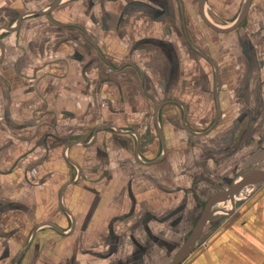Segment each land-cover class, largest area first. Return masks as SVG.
I'll use <instances>...</instances> for the list:
<instances>
[{"label":"crops","instance_id":"crops-1","mask_svg":"<svg viewBox=\"0 0 264 264\" xmlns=\"http://www.w3.org/2000/svg\"><path fill=\"white\" fill-rule=\"evenodd\" d=\"M206 1L203 12L212 23ZM67 2L0 0L5 18L18 14L11 26H0L8 34L0 39V61L3 44L13 45L17 58L0 87V264H127L137 253L133 238L156 237L163 228L170 233L166 215L178 224L172 263L209 198L234 181L200 197L201 186L187 181L198 171L184 165L196 163L201 152L171 149L183 135L180 126L195 138L207 136L218 121L209 116L214 103L216 113L229 104L198 35L201 0L197 6L192 0ZM253 56L234 53V60L264 62ZM208 63L216 70L212 90ZM245 100L238 98L239 110ZM199 113L201 123L212 120L200 133ZM151 122L156 134L144 146ZM122 124L144 128L123 130ZM118 136L133 142L131 151L114 144ZM113 153L125 160L113 157L112 165ZM257 182L250 178L210 208L181 264H264V182ZM248 186L253 192L240 199ZM224 202L232 209L216 211ZM56 232L62 238L54 243ZM35 238L43 245L33 248ZM144 246L142 256L151 249ZM38 252L47 255L44 262L32 257Z\"/></svg>","mask_w":264,"mask_h":264},{"label":"rangeland","instance_id":"rangeland-1","mask_svg":"<svg viewBox=\"0 0 264 264\" xmlns=\"http://www.w3.org/2000/svg\"><path fill=\"white\" fill-rule=\"evenodd\" d=\"M67 1V3H73V1L76 2L77 0ZM88 1L90 5H94L92 0ZM192 1L195 6H197L200 0ZM244 1L245 0H207L205 6L206 14L209 20L216 26L220 28H229L241 13ZM161 4L163 3L161 2ZM17 16L18 14H7L5 18V14H0V26H11L15 20H17ZM2 20H5L6 23L4 24ZM196 22L202 27L199 26L198 35L200 40L204 43L203 48L205 50L207 49L209 54H211V57L215 59L214 61L219 69L217 91L220 97H223V95L226 94L230 99L228 106H224V108L221 107V110L218 113H216L214 103L209 112V116H211L212 119L217 117L218 121L214 129L207 136L195 138L186 133L184 128L180 126V132L183 135L180 140L177 141V145H172L171 149H180L189 154L190 149L196 148L198 152H201L196 163L192 162L188 165L185 164L184 167L193 166L192 171L197 169L198 174L193 175V173H188L187 181H193L195 188L198 185L201 186L197 192L200 194V197L206 195V198H208L214 191L229 188L231 182L245 170L253 169L264 172V62H255L254 60H251V63H238L234 60V53L237 56H241L242 53H247L252 57H254L253 55L255 54L256 56L259 54L260 57H264L262 56L264 55V0H252L251 9L249 10L247 18L238 28L230 31L226 35L212 32L198 15ZM260 22L263 24L262 27L259 25ZM7 36L8 34L1 33L0 39L4 38L7 40ZM226 39H230L229 44L226 43ZM251 39H254V41ZM254 43H256L255 49L253 48ZM3 49L4 60L0 61V87H3L4 82L6 81L5 75L7 74L5 71L14 70L15 65L17 64V58L14 57L15 53L13 45L10 46L3 44ZM207 66L210 74L206 75V72H203L202 75L204 76L205 74L208 76V82L210 85L208 87L212 90L211 80L216 73V70L213 69L209 63ZM211 90H208L209 95L212 93ZM2 91L3 90L0 88V98L4 96V94H1ZM242 97L246 99V102L243 104L240 101L239 110L238 98L241 100ZM208 100L211 104V97H209ZM229 106H231V108L228 109ZM240 111L242 114L244 111L246 113L242 118H239V114H241ZM201 117V113H199L198 124L196 125L197 127H195V131L198 133L208 129L212 121L209 120V123L207 121L201 123L200 121L203 119ZM120 128L123 130L140 128V131H143L144 127L122 124V126L120 125ZM151 133L156 134L152 122L145 129L143 141L144 146L151 141ZM78 134L69 135V137L72 139L73 137H78ZM86 136H89V132ZM113 142L115 145L119 144V146H122V148L129 151L133 148V142H131V140L127 141L120 136H118ZM67 143V141L62 143V146ZM47 144L50 146L52 142ZM127 150L125 151L126 153ZM115 154L116 153L110 154L109 158H107L108 161H111L112 165L114 163L113 157H115ZM115 159H118V163H121L122 159L125 160L124 158L118 157V155ZM187 171L188 169L183 168V173H187ZM33 174H35L34 170ZM179 181H175V184ZM247 188L250 189L247 190ZM253 189L254 188L249 186L245 187V191H243L245 195L244 193H241L239 198H246L253 192ZM198 201L201 202L200 199ZM215 208L218 212L222 211V209H226L227 212L232 209V206L230 202H224L220 203L218 208L217 206H215ZM219 217H221V214L215 217V219ZM169 220L170 216L166 215L164 217V227L170 233L164 231L163 228L162 232L158 235L160 237L148 236L144 239L133 238V242H135L133 243L135 245L134 252L136 251L137 253L132 257L129 256L131 259L127 264H159L162 261L166 264H171L170 260L172 254L169 253V250H171L170 247L172 244L175 246V244L178 243L179 238L177 235L179 234L177 232V221L170 222ZM158 223L160 222L155 221V224ZM219 224L220 222L217 223V225ZM158 226L162 227L163 225L159 224ZM60 237L61 236L56 232L53 242L55 243L57 240L61 241L62 237ZM28 238L30 240V237H27L24 246H26V244L28 245ZM32 241L33 248L35 246L43 245V241L40 238H35ZM147 244H149L151 249L148 253L146 251L147 254L145 253L142 256L141 254L143 250H139V247L143 246L145 248L144 245ZM46 256V254L39 252L32 255L33 258L40 259L42 262H44ZM116 264L121 263H119L118 260Z\"/></svg>","mask_w":264,"mask_h":264},{"label":"water","instance_id":"water-1","mask_svg":"<svg viewBox=\"0 0 264 264\" xmlns=\"http://www.w3.org/2000/svg\"><path fill=\"white\" fill-rule=\"evenodd\" d=\"M205 4V0H201L200 4H199V12L201 15V18L203 19L204 23L210 27L213 31L218 32V33H228L232 30H235L236 28H238L240 26V24L244 21V19L246 18L247 12L249 10V6L251 4V0H245L244 6L242 8L241 13L239 14V16L237 17V19L235 20V22L227 29H221L219 27H216L215 25H213L212 23H210L207 18L204 15L203 12V6ZM57 5V2H55L48 11L45 12V14H48V12ZM8 33L14 30V27H10V28H6L5 29ZM250 178H255L256 180H258V184L264 182V172H260L258 170H247L244 171L242 173H240L236 179H234L233 181V185L230 187V189L226 192H219V193H215L214 195H212L207 201L204 209H203V214L200 216L195 228L192 231L191 236H189V238L186 240V242L182 245V247L180 248V251L178 252L177 255H175L173 261L171 264H181V262L184 260V258L186 257V255H188L189 251L191 250V248L194 246L195 242L197 241L198 237H199V233L202 229V227H204V224L206 223L207 219L210 216V208L222 197H232V195L234 193H236L237 191H239L240 187L242 184H244V182H246L247 180H249Z\"/></svg>","mask_w":264,"mask_h":264}]
</instances>
